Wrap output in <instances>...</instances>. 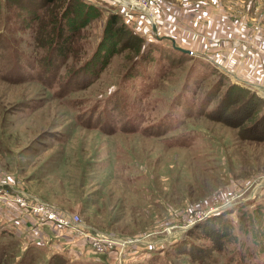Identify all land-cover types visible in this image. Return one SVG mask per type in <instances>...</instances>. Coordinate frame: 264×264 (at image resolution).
<instances>
[{
	"label": "rangeland",
	"instance_id": "rangeland-1",
	"mask_svg": "<svg viewBox=\"0 0 264 264\" xmlns=\"http://www.w3.org/2000/svg\"><path fill=\"white\" fill-rule=\"evenodd\" d=\"M0 1V181L136 242L111 264H264V0H146L155 33L141 15L111 25L120 5L88 0L97 15L70 13L74 42L50 58L24 18L43 0ZM230 85L262 100L257 113H239L238 90L235 118H207ZM21 249L6 234V264Z\"/></svg>",
	"mask_w": 264,
	"mask_h": 264
},
{
	"label": "trees",
	"instance_id": "trees-1",
	"mask_svg": "<svg viewBox=\"0 0 264 264\" xmlns=\"http://www.w3.org/2000/svg\"><path fill=\"white\" fill-rule=\"evenodd\" d=\"M79 1L80 0H43L42 4L35 5L34 9L32 7V9H33L32 11H31V9H26L25 13L27 15L24 18L27 21L28 25L31 23H35V26H36L35 36L44 45H47L50 48L48 51L49 52L48 53L49 58L54 56L55 53H57V52L66 53V51L69 50L71 44L74 42V37L76 36V33L73 32V33H70V35H67V32H70L71 29L66 28L67 25L69 24L68 19L70 18V13L72 16H74L75 13L77 12L76 9L80 8L83 11V15H84L83 21L88 20L90 17H92V15H97V14H94V13H96V11L93 10L92 5L87 2L88 0H83L82 2L81 1L79 2ZM53 2L54 3L55 2L60 3V4H58L59 7L52 9V11L46 12L47 10H46V8L44 10L43 6L48 7V4H53ZM1 3H2V1H0V4ZM62 4L66 5V6H65L64 10L59 13L57 10H59V8L62 6ZM89 5H91V6H89ZM5 6H6V4H5ZM28 6H30V5H28ZM45 15H47V19L42 22L43 19H41V18H44ZM118 16L119 17H117V15H115L114 13H111L110 17H109V23L111 25L117 24L119 19L122 21L121 23L127 22L123 16H121V15H118ZM94 17H96V16H94ZM3 18H5V17H3ZM38 20H40V21H38ZM76 23L77 22H74L75 30L78 29ZM116 31H118V32L122 31L124 34L128 32L125 30L123 24L118 25V27L116 28ZM0 37H4V36L0 35ZM127 38H132V37L129 36ZM4 41L6 43V39H4ZM63 48L65 49L64 51L61 50ZM185 54L189 55L188 53H185ZM20 61H23V60H20ZM45 64H46L45 70H47L51 63H45ZM28 67H30V65H28ZM42 67H44V66H42ZM228 88L229 89L225 90V92H224L225 94L221 95V97L214 103V108L205 114V116L207 118H210V119L221 118L222 114L225 116L229 115V117L235 118V113H233V114H231V113L235 112L237 110H228V109L230 108L229 107L230 104L236 103L235 101L232 100L233 98L232 99L230 98V93L236 92L238 90L244 91L246 96H247L246 98L244 97L245 98L244 99V103H245L244 109H243V111L239 110V113L242 116H244V118H248L249 116L252 117L254 114L257 113V108H256L255 102H257L258 107H259L260 101H262V100L257 98L253 93L248 92L243 87H239L236 85H230ZM247 94H249V95H247ZM228 100H232V102H229ZM239 107H240V105H239ZM125 112H126V108H125ZM259 117H260V119H258V117H257L258 121H261V124H264V122H263L264 121V111H263V113H261L259 115ZM254 122H255V119H253L251 126H248V127L240 126L238 128L240 131L246 130L247 128L253 129L254 128L253 127ZM143 123H146V120H144ZM153 126H156L155 120L148 121L146 123V125L144 126V128L149 129V127L153 128ZM255 130L256 131H254V130H250V131L251 132L254 131L255 133L259 132V134H260V132H262L261 136H262V139L264 140V126L262 129L256 128ZM252 136H254V135H252ZM179 146H181V145H179ZM137 182L138 181L136 180L133 184H136ZM133 184H131V185H133ZM153 201L155 202L154 199H153ZM0 234L5 238V240L0 243V264H6V254L4 252V249L6 248V234L13 237V238H17L18 240H19V238L17 237V234L15 232H13L9 229H6V228H1ZM213 241L215 242V245L213 248L218 246V248L221 249L223 247L222 243H217L215 240H213ZM19 242H20V240H19ZM20 244L22 247V249H21L22 252L16 258H14L11 261V264H34L33 260L35 259V255L37 253H39L41 250H43V248L40 247L39 245H35V244H28L25 247L22 246V243H20ZM32 247H34V248L37 247L39 249V251L35 252L32 249ZM57 256H60V255L56 254V253L51 254V256L48 257V259L46 260L45 264H94L95 263V262H93V263L92 262L91 263L85 262L83 260H76V261H72V262L68 263L64 259L63 260H55V258Z\"/></svg>",
	"mask_w": 264,
	"mask_h": 264
},
{
	"label": "built area",
	"instance_id": "built-area-1",
	"mask_svg": "<svg viewBox=\"0 0 264 264\" xmlns=\"http://www.w3.org/2000/svg\"><path fill=\"white\" fill-rule=\"evenodd\" d=\"M115 1L120 5V12L127 21H134L138 15H141L148 20L151 29L152 24L157 28L155 19L156 10L146 0ZM108 3H112L111 0H108ZM234 198L232 196L230 199ZM0 200L15 203L17 206L29 210L38 223H53L62 229L68 228L72 230L74 233L83 236L87 244L95 251L108 252L110 249L111 251H117L115 254L118 259L121 258L125 247L133 243L108 234L94 232L87 224L80 222L78 215L63 213L54 205L40 200L32 194H28L22 189H14V186L8 184L6 181H0Z\"/></svg>",
	"mask_w": 264,
	"mask_h": 264
},
{
	"label": "crops",
	"instance_id": "crops-1",
	"mask_svg": "<svg viewBox=\"0 0 264 264\" xmlns=\"http://www.w3.org/2000/svg\"><path fill=\"white\" fill-rule=\"evenodd\" d=\"M10 185H12V183ZM19 188L22 189L20 186ZM35 197L42 200L38 196ZM0 202L6 203V207H4V209L6 210L3 209V205H0V217H2L3 219V222L1 223H3L9 230L17 234V237L19 238L20 243H22V246L25 247L28 244H36L43 248V250L37 253L35 257H37L38 255H42L43 259L46 260L48 257L51 256V254L56 253L68 259L69 262H72L74 260H83L85 262H100L103 264H111L107 256L110 251L104 253L106 256L103 254H98L94 252L90 248V246L87 245V242H79L74 239H69L67 238V236H64V234L66 233H63V229L60 228L58 225L53 223H40L39 225H36L35 223L38 222L35 220L34 217H32L33 215H30L31 213L27 209H23L17 206L15 203L9 201L0 200ZM4 211L6 212V214H3ZM87 225L94 232H97L99 234H108L107 232H101L96 230L90 224ZM56 228L58 229V231H56ZM69 231L74 233L72 230ZM81 239L83 238L81 237ZM85 243L87 246H85ZM147 243L152 244L153 242L149 241ZM132 248L137 251L136 242L125 247L123 253H125L127 249ZM136 251H131L132 253L130 252L128 254L125 253L124 256L134 258ZM111 252H114V255L116 256L115 251ZM130 261L131 259L129 260V262Z\"/></svg>",
	"mask_w": 264,
	"mask_h": 264
},
{
	"label": "water",
	"instance_id": "water-1",
	"mask_svg": "<svg viewBox=\"0 0 264 264\" xmlns=\"http://www.w3.org/2000/svg\"><path fill=\"white\" fill-rule=\"evenodd\" d=\"M156 29H157L156 26H155L154 24H152V30H153L154 33L156 32ZM171 41H172V40H171ZM172 44H173V46H174L175 48H177V49H179V50H181V51H183V52H188V53L191 52L189 49H185V48H183V47H180V46L176 45V44L174 43V40L172 41Z\"/></svg>",
	"mask_w": 264,
	"mask_h": 264
}]
</instances>
